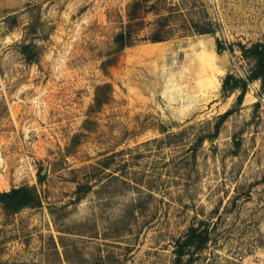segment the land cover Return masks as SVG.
I'll return each instance as SVG.
<instances>
[{"label":"rangeland","instance_id":"rangeland-1","mask_svg":"<svg viewBox=\"0 0 264 264\" xmlns=\"http://www.w3.org/2000/svg\"><path fill=\"white\" fill-rule=\"evenodd\" d=\"M254 42L264 0H0V264H264Z\"/></svg>","mask_w":264,"mask_h":264},{"label":"trees","instance_id":"trees-1","mask_svg":"<svg viewBox=\"0 0 264 264\" xmlns=\"http://www.w3.org/2000/svg\"><path fill=\"white\" fill-rule=\"evenodd\" d=\"M161 22V20H159ZM158 21V22H159ZM200 32H209L208 29H198ZM129 33H125L123 31L118 32L115 35L114 43L116 47L119 49L125 47L126 45H130L129 41ZM162 35L159 33H155L149 39L151 41H160L162 40ZM240 52L244 58L251 59L254 61V65L250 69L248 75L242 79L238 78L233 74H227L222 80V90L224 91H234L238 89L240 93L237 96L236 103L241 104L242 98L247 89V83L253 80H260L262 88L264 89V42H254L249 46L240 44ZM217 51H222V45L218 42ZM232 112V109H229L222 113L219 116L218 121L215 124V132L217 133L219 124L223 122L226 117ZM16 191L14 189L10 191H0V202L4 204L5 208L12 209L14 207H23L29 204H35L33 201L35 198L31 195V192L28 190H24V197L20 201L18 205L13 204L14 193ZM38 202V201H36ZM209 237L207 234L206 228L200 227H190L186 234L175 243L174 255L175 260L173 264H181L183 257L187 254L188 249L193 247L196 250L202 249L206 243L208 242Z\"/></svg>","mask_w":264,"mask_h":264},{"label":"water","instance_id":"water-1","mask_svg":"<svg viewBox=\"0 0 264 264\" xmlns=\"http://www.w3.org/2000/svg\"><path fill=\"white\" fill-rule=\"evenodd\" d=\"M24 197V189H19V193L17 194V196L13 199V204L16 206L20 203V201L23 199Z\"/></svg>","mask_w":264,"mask_h":264}]
</instances>
